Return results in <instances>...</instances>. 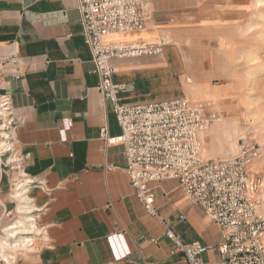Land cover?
<instances>
[{"label":"crops","instance_id":"0c3cea01","mask_svg":"<svg viewBox=\"0 0 264 264\" xmlns=\"http://www.w3.org/2000/svg\"><path fill=\"white\" fill-rule=\"evenodd\" d=\"M151 1L146 32L106 40L156 41L154 15L165 3ZM78 3L0 0V98H11L0 117V229L15 225L31 240L12 264H187L162 220L184 243L208 246L204 264L218 260L220 229L204 209L165 179L149 184L158 211L150 214L130 183L123 147L102 137L103 128L109 137L122 130L100 91ZM164 64L115 61V81L134 87L125 100H154L144 72Z\"/></svg>","mask_w":264,"mask_h":264},{"label":"built area","instance_id":"2783aa9c","mask_svg":"<svg viewBox=\"0 0 264 264\" xmlns=\"http://www.w3.org/2000/svg\"><path fill=\"white\" fill-rule=\"evenodd\" d=\"M78 9L84 41L100 76V91L122 130L119 136L109 137L103 128L101 135L108 143L123 147L130 183L147 211L158 215L150 182L176 180L190 202L200 205L220 229V257L210 264H264V217L258 212L262 180L255 166L264 154L261 146L241 140L237 155L206 158L200 134L222 118L219 109L185 96L142 103L125 100L122 94L134 87L115 81V61L160 56L166 44L106 39L146 30L153 16L151 0H79ZM10 107L11 98L2 96L0 117ZM162 223L165 236L175 243L187 264H204L202 255L208 246L184 243L173 222ZM11 227L0 229V238L9 244L19 238L9 236Z\"/></svg>","mask_w":264,"mask_h":264},{"label":"rangeland","instance_id":"374dc122","mask_svg":"<svg viewBox=\"0 0 264 264\" xmlns=\"http://www.w3.org/2000/svg\"><path fill=\"white\" fill-rule=\"evenodd\" d=\"M163 4L154 15L162 36L156 41L165 42L166 36L178 44L166 45L163 55L144 56L165 61L144 72L153 99L185 96L222 112L205 132L207 140L201 141L206 158L237 155L236 142L241 140L259 144L264 152V0H163ZM123 35L116 38L138 34ZM236 123L242 131L230 155L223 134ZM255 164L262 180L258 212L264 217V154Z\"/></svg>","mask_w":264,"mask_h":264},{"label":"bare ground","instance_id":"6f19581e","mask_svg":"<svg viewBox=\"0 0 264 264\" xmlns=\"http://www.w3.org/2000/svg\"><path fill=\"white\" fill-rule=\"evenodd\" d=\"M146 32V31H144ZM122 37L123 34H116L115 37ZM129 37V36H128ZM158 37H160V39L162 38L161 36V32L158 34ZM164 38V36H163ZM127 39H130L127 38ZM166 41L163 42V40H157V41H153V42H162V43H165L166 45H177L178 42L177 41H169L168 37L165 36L164 38ZM148 42V41H147ZM164 57V56H163ZM187 80L188 82H193L192 79L190 78V76L187 77ZM9 112V111H8ZM7 114V113H6ZM4 119V118H3ZM224 125H226V121L223 122ZM242 131V128H240V126H238V124L236 123L235 125L233 126H230L229 128L226 127V130L224 131V134H223V140L225 142V144L228 145V147L230 148L229 150V154L231 155L232 153H234L233 151H235V144L237 143L238 147H239V144L238 142L235 143V138L236 136ZM245 133V132H243ZM245 135V134H244ZM207 136L208 134H206L205 132L201 133L200 134V138H201V141L202 142H205L207 139ZM202 155L204 156V153H203V149H202ZM256 165V164H255ZM264 184V182H263ZM20 191H17L16 193L18 194ZM263 197H264V194H263ZM26 200V199H25ZM28 204V202H27ZM263 208V211H264V205L262 206ZM29 221V220H27ZM13 222V221H12ZM24 221H20L18 222L19 223V227H21L19 230L20 231H25L27 230L26 229V226L25 224L23 223ZM10 223V222H9ZM24 228V229H22ZM13 229H16L15 228V225L11 228H9L7 231H11L9 234V236L11 238H15L17 239L18 237V240H12L14 243H11L9 244L4 238H0V249L3 248L4 250H0V264H12V259H15L16 258V255L18 251L20 250H23L24 248H26L28 246V242L31 241V240H27L28 238H26V236L24 235H27V232H20V234L18 235V233L16 234ZM22 229V230H21ZM39 231V230H38ZM15 244V245H14ZM20 257V256H19ZM3 259H4V262H3ZM17 264V263H16Z\"/></svg>","mask_w":264,"mask_h":264}]
</instances>
